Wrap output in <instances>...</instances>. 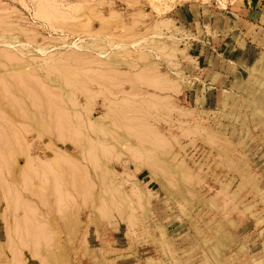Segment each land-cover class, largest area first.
<instances>
[{
	"label": "rangeland",
	"instance_id": "1",
	"mask_svg": "<svg viewBox=\"0 0 264 264\" xmlns=\"http://www.w3.org/2000/svg\"><path fill=\"white\" fill-rule=\"evenodd\" d=\"M0 264H264V0H0Z\"/></svg>",
	"mask_w": 264,
	"mask_h": 264
},
{
	"label": "crops",
	"instance_id": "2",
	"mask_svg": "<svg viewBox=\"0 0 264 264\" xmlns=\"http://www.w3.org/2000/svg\"><path fill=\"white\" fill-rule=\"evenodd\" d=\"M262 2V1H261ZM261 2H260V5L259 6H261L262 4H261ZM255 9L256 8H254V7H251L250 8V11H248L247 12V14L249 15V16H255V15H259L260 13L259 12H256L255 11ZM254 10V11H253ZM259 18H261V15L259 16ZM172 67H173V70H177L178 69V64H175V63H172ZM213 68V67H212ZM227 69H228V67L226 66V65H221L220 67H219V70H220V72L221 73H223V72H225V70L227 71ZM144 74V73H143ZM155 75V74H154ZM176 75V74H175ZM160 79H158V81L155 83V82H150L149 80L147 81V77L144 79V82H145V84L146 85H149L150 87H154V88H156L157 90H165V88H168L169 90H173V89H175L176 90V88H175V83H173V84H166L165 82H164V78L160 75L159 76V74L157 75ZM139 76H137V78H138ZM140 77H141V75H140ZM142 78H144V75H142Z\"/></svg>",
	"mask_w": 264,
	"mask_h": 264
},
{
	"label": "bare ground",
	"instance_id": "3",
	"mask_svg": "<svg viewBox=\"0 0 264 264\" xmlns=\"http://www.w3.org/2000/svg\"><path fill=\"white\" fill-rule=\"evenodd\" d=\"M158 79H160V78L157 75L152 74L150 82H155L156 83L158 81Z\"/></svg>",
	"mask_w": 264,
	"mask_h": 264
}]
</instances>
